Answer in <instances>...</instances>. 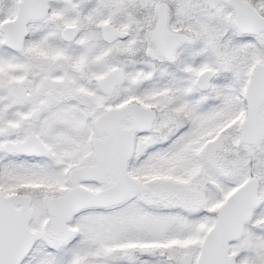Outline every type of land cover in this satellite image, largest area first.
Listing matches in <instances>:
<instances>
[{
	"label": "snow or ice",
	"instance_id": "1",
	"mask_svg": "<svg viewBox=\"0 0 264 264\" xmlns=\"http://www.w3.org/2000/svg\"><path fill=\"white\" fill-rule=\"evenodd\" d=\"M0 264H264V0H0Z\"/></svg>",
	"mask_w": 264,
	"mask_h": 264
}]
</instances>
